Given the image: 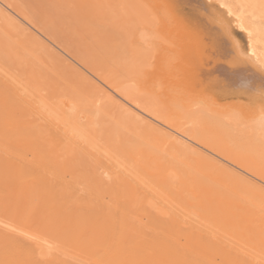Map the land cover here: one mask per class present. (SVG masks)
Wrapping results in <instances>:
<instances>
[{"label":"bare ground","instance_id":"6f19581e","mask_svg":"<svg viewBox=\"0 0 264 264\" xmlns=\"http://www.w3.org/2000/svg\"><path fill=\"white\" fill-rule=\"evenodd\" d=\"M133 1H136L138 7L139 4L141 5L139 0H120V2L129 5H133ZM174 1L186 5L189 8L188 10H192L194 14H197L198 23L201 26L200 30L206 31L209 35V37H206L212 43L211 51L217 54L218 59L215 64L213 63L214 65L211 66L208 74L220 73L233 85L232 87H247L256 90L257 94H260L259 98H264V0H214L217 10L223 12V21L225 20L228 24L222 28L220 22L213 21V13L209 9L212 3H210V0ZM138 7L136 9L139 12L140 8ZM17 15L19 14L8 6L4 0H0V58L6 61L5 63L8 65L10 63L14 66L26 65L23 67L24 71L21 68L16 67V69L21 71V75L26 74V78L30 79V82L26 81L27 87L25 83L16 77L12 75V78L9 77L10 73L9 76H6L8 72L4 71L6 75L0 72V102L5 108L10 109L7 115L0 116V125L5 128L11 127L12 131L15 128V133L6 137L3 144L7 142L9 148L16 146L17 152H22L21 156L23 157L20 161L24 160V162L20 165L24 167L15 168L12 172H18L20 176L27 178L25 182L30 183L28 185L32 189L30 192L33 191L34 194L33 189L40 186L48 197L50 196V210L52 212H50L49 218L54 221L50 222V226L60 224L58 229L60 233L64 234L66 242L69 243L67 245L71 244L72 247L74 246L81 252L88 254L87 256L96 261L94 264H264V166L260 165L259 160L247 158V156L239 153H227L226 143L222 141L223 139L218 134L216 135L211 131L205 134L196 130L197 132L191 135L194 132L186 133L185 128L182 127L184 130H181L179 129L181 126L178 127L175 124L176 127L172 125L173 122H170V124L166 120H162L164 118L161 119L160 116H156L157 113L155 115L146 113L144 111L146 107L140 104L139 106L137 99L130 97L132 93L138 91L139 87L132 80L122 85L107 84L105 82L108 87L105 93L108 95L110 105L119 107L118 110L121 108L119 113L122 112L125 117L122 120V115L121 117L118 116L119 120L121 119V123L123 121V123L126 122L124 124L132 126L133 137L124 136L116 139L115 132L111 130L109 136H107L108 138H106L107 144L104 140L106 145H102L104 148L106 147L107 152L103 153V157L100 154L93 156L96 150L94 153H90L89 146L86 145L88 146L86 149V143H82L85 142L81 138L85 132L82 133V128L85 127L81 125V128L77 125L87 115L81 116L78 113L74 115L72 113L73 104L68 103V101L56 103L55 108H49L51 110L50 114L55 113L63 121L70 124L69 127L66 126L68 127L66 130L63 126L67 123L61 126L63 130L59 134L58 129L56 130L57 127L51 126L52 121H49L51 123L46 122L49 120L48 116L43 114L48 111L45 108L46 104L33 101V90H35V87L42 89L41 78H44V76L43 73L39 74L35 67L36 60L28 63L27 60L20 58L19 55L21 56V54L17 52L26 49L33 55V51L37 50L36 58L40 61L45 60L44 57L54 55L58 58L57 60L63 61V63L67 60L64 59L66 53L62 50L64 53L62 54L61 50H56L57 48L53 47V42L40 30L33 27L32 24L24 22ZM235 33H239L246 38L247 47L245 52L238 45L239 42L236 41ZM178 36H181L180 33ZM148 37L149 34L141 29L139 35L132 42L147 45ZM101 42L103 45V41ZM128 50L130 49L128 48ZM116 51L113 48L111 49L109 54L112 58L116 55L119 56ZM181 56L183 57V53ZM142 57L143 55L139 58L142 60ZM130 59L132 60V58ZM188 59L190 60V58ZM85 71L90 70L86 69ZM85 71H78L83 83L92 90H98L97 82L99 80L95 82L94 79L93 82L87 75H84ZM101 86L99 85V87ZM101 89H103V86ZM195 101L193 104H205L201 98H197ZM136 102L138 103L136 104ZM108 107L111 108L109 105ZM85 110L87 111V109ZM106 111L108 110L106 109ZM91 118H89L88 123L94 121ZM85 119L87 120V118ZM86 125L88 124L86 123ZM130 125L128 127L129 131L131 129ZM249 126L250 129L253 127L252 129L255 128L256 131L262 134L260 139H264L263 110L258 111L256 116L254 115ZM227 137L229 138V136ZM44 138L51 141V145H55L66 156L63 165L59 162V154L55 155L45 147L48 145L47 143L41 142L40 139L44 140ZM250 146L255 147L254 145ZM90 147L96 148L97 146L91 144ZM34 148L38 149L39 155L36 162L43 167L44 171L36 175L33 173L32 167H29L31 162H29L30 159L26 154L27 149L33 150ZM98 151H101V154L103 152V150ZM110 151L120 154L121 157L118 160H121L123 156L122 159L124 160L122 161L125 164L117 163L119 161L114 162L117 156L115 157L113 153L114 156H111ZM232 151L234 150L232 149ZM258 151H256V154ZM260 153L258 157L263 155L264 149L262 155ZM108 155L111 156V161L114 160L116 169L120 171H114L113 168L109 169L110 165H102V160L106 159L104 157L110 159ZM17 157H20V154ZM26 158L27 160H25ZM92 159L101 162L103 167H99V165L96 167L97 163ZM91 162L95 163V169L93 165H90ZM105 162L108 163V160H105ZM16 164L15 162L5 165L0 163V170L3 167L5 170H7L6 168L10 170ZM84 164H89V167L92 166L94 169V172L91 171V174L84 178V182L87 183L88 192L94 193V198L96 197L99 200H93L89 195L90 198L82 199V195H80V200L84 202L85 199V202H87L82 204L87 206L82 212L85 213L87 210L89 214L83 215L82 212V215L78 214L79 216L74 214V218L76 215L74 220L71 215L75 207H68L70 199L73 198L71 196L72 192L70 190L67 192L68 187L63 184L62 188H59L61 195L54 196L53 191L51 193L48 190L53 195L51 196L46 190L48 189L46 184L50 182L48 178L52 174L56 176L55 178H63L64 172H75L76 165ZM105 165L109 168H106ZM119 165L120 169H118ZM84 167L87 168L88 166L85 165ZM85 168L81 171L82 173L80 172L81 174L84 173ZM48 173H51L49 177ZM87 174L89 173L87 172ZM106 178L109 179L106 180ZM73 182L76 183V181ZM84 182L81 181L83 184ZM76 185V187H79V182ZM107 192H114L116 196L117 202L112 210L110 209L111 206L100 201L104 195H107ZM2 195L5 196L0 194V200H2ZM121 196H127L129 202L124 205L121 203L122 206H119ZM173 203L181 206L183 211L179 210V207ZM136 207L139 210L143 208V211L140 210L142 212L137 214ZM186 212H189V214ZM138 216L140 219L143 216L146 217L151 224L140 223L144 218L140 221ZM196 216L199 219H195ZM20 220L21 223L22 220ZM5 222V220H0V244L6 249L5 253L0 255V264H69V262H64L65 260L62 257V260H60V257H54L55 253H49V247L54 245L48 241H51V239L47 238L46 240L44 235H38L21 227L15 228L14 222H7V224ZM9 224H13L12 226L15 227ZM145 225H151L155 230L154 233L147 234L144 231L146 229L143 230V227H146ZM21 235L26 237L23 238ZM147 235L151 236L148 237ZM181 238L184 239V242L181 241ZM51 249L50 252H56L53 248ZM41 253L51 255L49 259L45 258V260L48 259L47 261H43ZM39 254H41L40 257ZM57 256L60 255L57 254ZM35 257H37L36 260H34ZM45 257H48V255ZM217 257L220 260L216 261ZM55 258L63 262L58 263Z\"/></svg>","mask_w":264,"mask_h":264},{"label":"rangeland","instance_id":"374dc122","mask_svg":"<svg viewBox=\"0 0 264 264\" xmlns=\"http://www.w3.org/2000/svg\"><path fill=\"white\" fill-rule=\"evenodd\" d=\"M4 1L17 14L20 15L17 16L21 20L23 19L24 22L32 24L33 27L40 30L50 41H52L53 47L57 48L56 50H61L62 54L66 53L64 54V59L67 60L63 63V61L57 60L58 58H56L54 55H49L47 56V58L43 56L45 60L40 61V59L36 58V54L38 53L37 50L33 51V55H31L26 49H21L20 52H17L21 54V56L18 54L19 57L23 60H27L28 63H31L32 60H36L35 67L37 68L39 74L43 73L44 78H41L42 89H38L35 87V90H33V101H36L37 103L44 102L46 104L45 108L48 111L43 113L48 116L47 118L49 120L46 118V120H48L46 122L51 123L49 121H52L51 126H53L54 128L57 127L56 130L58 129L57 132H60L59 134L62 133L63 128L64 130H66V128L70 126L67 121H63L55 113L50 114V109L55 108V106H57L60 101H68V103L73 104L72 113L74 115L77 113L81 116L87 115L86 117H84V119L87 118V120L81 119L80 124L77 125H79L81 128L82 126L85 127L84 129L82 128V133L84 131L85 132L81 137L82 140L85 141L82 143H86L85 148L87 149V147L89 146L88 150H90V153H94L95 150L96 152H98H95L93 156L95 154L97 156L100 154V156L103 157V153L106 151V147L104 148L103 146L107 144L106 138H108L107 136H109L111 130L115 132L116 139L122 138L124 136H129L131 138L133 137L134 131L132 130V126L130 124H124L126 122L123 123L122 121L123 124L120 122V120H123V117H125V115H122L121 111V114L119 113V110L121 108L118 110L119 107L110 105L108 103V95H106L105 93V91L108 89L105 82L107 84L113 83L115 85H122L123 83L132 80L136 82L139 87L138 91L132 93V96L130 97L137 99L136 101H138L139 103L136 102V104L138 103V105L140 104L141 106L146 107L147 109H144L146 113H151L150 115H155V113H157L156 116H160L161 119L164 118L162 120H166V122L168 123L173 122L172 125L177 124L178 127L181 126L179 127V129L181 130L185 128V131H187L186 133L189 132L188 134H190L191 132H194L191 133V135H194L197 131L205 134L208 131H211L216 135L218 134L219 137L223 139L222 141L226 143L225 149L227 153H239L243 156H247V158L259 160L258 162H260V165L264 166V153L263 155L261 154L264 149V139H260V136L262 134L256 131L255 128L252 129L253 127H251L250 129L249 126L254 115L256 116L258 111H264V98H259L260 94H257L256 90L254 91L247 87L238 88L235 86L237 89H239L237 90L235 87H232L233 85H231L225 79L224 75H221L220 73H214L215 75L208 74L210 72L209 70L211 66H213L215 64V61L218 59V56L211 51L212 43H210L211 41H209L210 39L208 38L209 35L207 34V32L200 30L201 26L198 23L197 14H194L192 10H188L189 8H187L186 5H182L181 3L174 0H139V2H141V5L139 4V7L136 1H133V5H129L120 2V0ZM213 1L214 0H210V3L215 2ZM212 3L210 4L209 9H211L210 11L211 13H213V21L215 20L217 23L220 22L221 28L225 27L228 24H226L225 20L223 21V12L217 10L215 5L216 2L214 4ZM136 7L140 8L139 12ZM92 15L95 17H93ZM100 28L103 29L101 30ZM141 29L145 30L149 34V41L147 45L144 43L140 44L139 42H132V40H134V38L139 35ZM198 30L200 31L199 33ZM115 31H117L119 34ZM179 33L181 36H178ZM182 33H184V35H182ZM196 33L199 36L195 35ZM234 36L237 43L239 42L238 45L241 47V49L243 48L242 51L245 52L247 47L246 38L239 33H235ZM104 38L106 39V42L104 41ZM116 40L119 42V44H117L118 42ZM101 41H103V45ZM112 48L115 51L117 50L116 54H118L120 57L116 55V57L112 58L111 54H109ZM128 48L130 50H128ZM51 49L53 50V48ZM133 49L134 51H136L134 52ZM62 50L64 53L62 52ZM182 53L183 57L181 56ZM139 55H143L142 60L141 58H139ZM114 58L116 59L114 60ZM130 58H132L133 61ZM188 58H190V60ZM60 59L62 58L60 57ZM5 62L6 61L0 58V72L2 74L6 75L5 72H8L6 76H9L8 74L10 73L9 77H11L12 75L25 84L26 81L30 82V79L26 78V74L21 75V71L19 69H16L17 67L21 68V70L24 71L23 67L26 65L22 64L19 66H14L11 63L10 65H8ZM199 65L201 66L199 67ZM85 68L90 71H85ZM80 70H82V72L85 71L84 75H87V77H89V79H91L93 82L94 79L95 82L98 80L100 81L97 82L99 91L97 89L92 90L88 85H85L83 83L81 75H79L78 72ZM101 78H103V80H101ZM216 84H218L219 86ZM99 85H102L103 89L100 90L102 86L99 87ZM104 93L105 95H103ZM98 97L101 98V100H99ZM197 98L203 99L205 104H193L194 102H196L195 100ZM108 105L111 106V108L108 107ZM84 109H87L88 112L86 110L84 111ZM106 109L108 111H106ZM9 110L10 109L5 108V106L0 102V116L7 115V112ZM233 111L235 112L233 113ZM121 115L122 118L119 120L118 116L121 117ZM89 118L94 121L92 123L91 121H89L88 123V120H90ZM16 119L19 120L18 118ZM54 120L56 123L54 122ZM66 123L67 125H64ZM86 123L88 125H86ZM129 125L131 126L130 131L128 129ZM61 126H63L62 129ZM11 129V127L5 128L1 127L0 125V163L4 165L14 162L15 164L17 163L10 170L8 168H6L7 170H5L4 167L2 168V170H0V194L5 195L4 197L2 195V200H0V220H5L6 224L7 222H14L13 224H15L16 227L12 226L13 224L9 225L15 228L21 227L24 230H29L31 232L33 231L34 233L41 236L44 235L46 240L47 238L51 239V241H48L52 242L54 244V247H49V253H55L56 255H54V257H60V260L64 258V262H69V264H82V262H84V264H94V262L96 261H94V259H91L90 256H87L88 254L81 252L79 249L73 246L75 248L74 249L71 244L67 245L69 243L66 242L64 234L60 233L58 229L60 225L59 223L56 226H50V222H54L49 218V214L50 212H52L50 210L51 202L49 198L50 196L48 197L44 189L40 188V186H37L36 188L34 187L35 189H33V194V191L30 192L32 189H30L28 186L30 185V183L28 181L25 182L27 178L24 176H20V173L18 172V174L16 172H12V170L15 168L24 167L20 165L22 162H24V160L20 161L23 157L21 156L22 152H17L18 150L15 148L16 146L9 148L7 146V142L3 144L4 140L6 141V137L15 133V128L13 129V131ZM225 133H227L228 135ZM226 135L229 136L230 139ZM40 140L43 143H47L48 145L45 147L50 149L55 155L59 154V162H61V164L63 165V163L66 161V156L62 153V151L56 148L55 145H51V141H48L45 138L44 140ZM104 140L106 141V144L104 143ZM89 141L92 142L90 143ZM91 144L97 146L100 149H98L97 147V149L92 148L93 146L90 147ZM250 145H254L255 147L252 148V146ZM82 147H84V145H82ZM232 149L234 151H232ZM98 150H103L102 154L101 151L99 152ZM256 151H258L257 154ZM259 152H261L260 155H262L263 157H258ZM112 153L115 154L114 152H111L110 155L114 156ZM19 154L20 157H17L19 156ZM26 154H28L27 157L28 159H30L29 162L31 163L29 167H32L31 169L33 170V173L35 175L37 173H41L43 171V167H41V165L36 162V158L39 156L38 149H27ZM111 156L110 159L108 157H104L106 158L105 160H108V163L105 162V160H102L103 164L101 162L94 161L93 159L92 160L97 163L96 167H98V165L100 167L104 164H107L108 166L110 165V168L105 165L106 168H113L112 170L114 171H120L116 169V164L114 162L119 161L117 163L125 164L122 161L124 160L122 159L123 156L121 160H118V158L121 156L120 154L116 153L115 157H117L115 159L114 157H112V159H114L115 161H111ZM16 158L19 163L16 161ZM25 160H27V158ZM94 162H91V164H89L93 165L95 169ZM89 164L76 165L75 172L66 171L63 173V178H55L56 176H54L53 174L52 176H50L51 173H48V177L50 176L48 178V181L50 179V182H47L46 184L48 186V189H46L48 193H50V191L52 193L53 191L52 194L54 196H60L61 192L59 191V188H62L61 186H63V184L70 188H67V192L68 190H70L72 192L71 196H73V198L70 199L68 207H75L71 215L72 219L74 218V214H76L77 216H79L78 214L82 215V213L83 215H85L86 213L89 214L87 210L85 213L82 212L87 207L86 205H82L87 203L85 202V199L90 198L89 196H91L93 200L97 199L96 197L94 198V193L88 192L89 189L86 186L87 183L84 182V178L88 177L91 174V171L94 172L93 167L91 166V168L93 169L92 170L89 167ZM85 165H87L88 167L85 168ZM112 165H114V167H112ZM81 166H83L85 170L88 169V171L85 172L84 170V173L81 174V171L84 169L83 167L82 169ZM79 167L81 170L79 169ZM118 169H120V165ZM87 172L89 174H87ZM75 178L77 179L74 180ZM80 179L84 182V184L81 183ZM108 179L109 178H106V180ZM71 180L76 181V183ZM77 181L79 182V187H76V184H78ZM104 185L108 186L106 184ZM104 185L103 187H105ZM41 189L43 190L41 191ZM83 189L86 190L83 191ZM52 194L51 196H53ZM106 194L107 195L103 196L104 201L102 198L100 201H102L101 203L111 206L110 209L112 210V207L115 206L117 202L116 196L114 192H107ZM80 195H82V199L85 198L84 202L80 200ZM120 199L121 200H119V206H122L129 202V198L127 196H121ZM121 203L122 205H120ZM174 205L179 207V210H182L181 206L176 204ZM142 209L140 208V210ZM140 210L137 208V214L143 211ZM89 212L91 213V211ZM186 213L189 214V212ZM142 218H144V216ZM145 218L142 221L139 218L141 221L140 223L146 222V224H148L149 222L147 218ZM195 219L199 218L196 216ZM19 220L21 221V223L19 222ZM145 226L146 227H143V230L146 229L144 231L147 234L154 233L155 230L151 225ZM13 231L15 230L13 229ZM40 232L43 234H41ZM53 232L55 234H52ZM21 237L25 238L26 236L21 235ZM55 238L56 240H54ZM181 241L184 242V239L181 238ZM51 248H53V250H55L56 252H50L52 251ZM63 250L67 251L64 252ZM5 251V247H2V245L0 244V255L4 254ZM49 253H41L42 255L39 254V257L41 255V259L43 261H47L49 259V256L51 255H49ZM57 254H59L60 256H57ZM46 255H48V257H45ZM37 257H35L34 260H36ZM45 258L48 259L45 260ZM57 258H55V261H58V263L63 262L57 260ZM38 260L42 261L40 259ZM218 260L220 259L217 257L216 261Z\"/></svg>","mask_w":264,"mask_h":264}]
</instances>
